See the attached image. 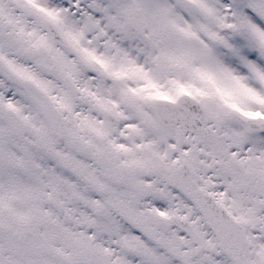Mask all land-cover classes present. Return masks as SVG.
<instances>
[{"label": "snow or ice", "instance_id": "1", "mask_svg": "<svg viewBox=\"0 0 264 264\" xmlns=\"http://www.w3.org/2000/svg\"><path fill=\"white\" fill-rule=\"evenodd\" d=\"M0 264H264V0H0Z\"/></svg>", "mask_w": 264, "mask_h": 264}]
</instances>
